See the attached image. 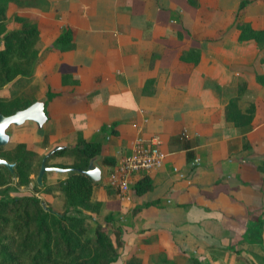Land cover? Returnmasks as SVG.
Wrapping results in <instances>:
<instances>
[{
	"label": "crops",
	"instance_id": "obj_1",
	"mask_svg": "<svg viewBox=\"0 0 264 264\" xmlns=\"http://www.w3.org/2000/svg\"><path fill=\"white\" fill-rule=\"evenodd\" d=\"M196 2L10 3L8 30L20 27V17L39 31L32 80L15 90L41 101L48 91L61 92L45 105L42 127L26 121L14 136L40 155L73 146L80 135L98 142L104 175L103 157L115 161V151L138 134L159 135L166 156L148 174L149 191L137 195L132 187L127 201L97 192L119 219L124 246L203 264H264V47L239 41L235 27L240 11L264 30V0ZM68 26L73 43L64 50L55 40ZM193 48L198 58L184 54ZM10 89L6 84L2 94ZM66 157L55 159L70 163ZM48 174L46 182H56ZM151 201L157 204L144 206Z\"/></svg>",
	"mask_w": 264,
	"mask_h": 264
},
{
	"label": "trees",
	"instance_id": "obj_2",
	"mask_svg": "<svg viewBox=\"0 0 264 264\" xmlns=\"http://www.w3.org/2000/svg\"><path fill=\"white\" fill-rule=\"evenodd\" d=\"M187 1L193 6L197 5L196 0ZM19 2L20 0H0V88L11 83L8 95L0 93V113L3 115H11L36 101L32 95L15 90L17 83L24 81L30 84L32 80L31 65L38 56L35 44L39 36L36 25L25 18L16 17L20 27L7 29L8 7L10 3ZM246 3L247 1H242L239 10ZM239 12L235 20L238 40L253 39L258 46L264 47V30L252 28L250 23L240 18ZM220 36L221 32H218L216 38ZM55 43L64 50L71 48L73 28L68 26L56 38ZM199 52V49L193 48L184 54L198 58ZM60 93L48 91L44 104ZM235 102L236 99H232L229 104ZM227 117L239 126L236 116L228 112ZM100 152L98 142L87 141L80 135L75 145L57 150L48 157L47 165L48 160L56 156H68L72 159L70 163L49 165L70 170L64 172L62 179L52 184H46L44 176L41 186V189L48 192L51 189L61 192L63 209L60 212L37 196L0 195V264H113L118 260L119 255L114 249L110 233L113 232L117 246L123 242L120 227L109 230L113 214L105 215L102 223L96 222L93 229L87 218L72 214L79 210L99 212L103 206L95 191L97 184L83 172L90 159L99 156ZM37 157L38 154L28 149L23 142L9 149L0 147V158L13 164V172L0 165V186L13 180L18 186H26L35 181L33 175H36L41 161ZM100 164L111 167L114 160L103 157ZM132 187L137 195H142L152 188L151 178L144 175ZM156 204L157 201H151L144 203V206ZM162 255L165 256L164 253ZM185 258L184 263L167 257L165 260L168 264H203L197 257L186 255ZM125 264L141 263L139 259L133 258Z\"/></svg>",
	"mask_w": 264,
	"mask_h": 264
},
{
	"label": "rangeland",
	"instance_id": "obj_3",
	"mask_svg": "<svg viewBox=\"0 0 264 264\" xmlns=\"http://www.w3.org/2000/svg\"><path fill=\"white\" fill-rule=\"evenodd\" d=\"M0 93H2V88H0ZM17 126L11 125L8 127V129L6 130V133L9 135V141L6 145L0 146L1 148H13L17 143H20L21 141H18L15 138V131L16 133H22L21 129L16 130ZM43 148V147H41ZM38 154V153H37ZM44 156V154L40 155L38 154L37 159L41 160V158ZM56 157H53L51 159L48 160V164L52 165V164H63L62 161H58L55 159ZM67 158H71V157H66ZM35 169V168H34ZM38 170L36 171L37 174ZM55 174H53L52 172H49L48 174V180L50 181L51 179L52 182H54V180L59 181L60 179H62L65 176V173H60V172H54ZM35 176V175H33ZM47 179L45 177V183L48 184ZM55 183V182H54ZM96 188L95 191H103L105 190V196L109 195L111 193H115V191L111 188H108L107 186L104 185V183L102 182V180L99 183H96ZM0 195H4L5 197H21V196H37L39 197L43 202L47 203L50 207H52L54 210L56 211H62V204H63V196L61 194V192H59L58 190L55 189H51L49 192L46 191V189H41V186H39L34 180L26 186H18L15 181H11L3 186H0ZM104 196V198H105ZM108 212L105 209V206L103 205L100 209L99 212H91V211H86V210H79L78 212H73L72 214L74 215H78V216H82L88 219L92 229L95 227L96 222H100L102 223L103 221V217L105 215H107ZM119 219L116 218V215L113 214V221L112 224L109 225V230H112L114 228H118L121 227L120 224H118ZM122 229V227H121ZM112 232V231H111ZM110 238L112 240V244L114 246L115 251L118 253L119 257L118 260L113 263V264H125L126 262H128L129 260H132L133 258H137L139 259L141 264H168V262L165 260V256L162 255V253H158V252H150V253H145V252H141V253H133L131 252L128 248H126L124 245V241L122 240L123 244L117 246L116 241H115V237L113 232L110 233ZM264 256V254H263ZM186 260L185 257L180 256V258L178 257L176 261L184 263Z\"/></svg>",
	"mask_w": 264,
	"mask_h": 264
},
{
	"label": "built area",
	"instance_id": "obj_4",
	"mask_svg": "<svg viewBox=\"0 0 264 264\" xmlns=\"http://www.w3.org/2000/svg\"><path fill=\"white\" fill-rule=\"evenodd\" d=\"M184 137L183 131L181 138ZM165 156L166 154L161 150L159 135L138 134L128 149L115 151L114 164L102 175L101 180L105 186L115 191L120 201H127L135 181L161 168ZM172 172L178 174L179 178L184 177L177 167H172Z\"/></svg>",
	"mask_w": 264,
	"mask_h": 264
},
{
	"label": "water",
	"instance_id": "obj_5",
	"mask_svg": "<svg viewBox=\"0 0 264 264\" xmlns=\"http://www.w3.org/2000/svg\"><path fill=\"white\" fill-rule=\"evenodd\" d=\"M45 104L44 101L36 100L24 109L17 110L11 115H3L0 113V146L6 145L9 141V135L6 130L9 126H19L26 121H32L38 128L42 127L46 121ZM64 146L56 145L49 150L41 159L40 167L35 175V182L39 185H43V178L47 172H67L68 168H59L55 166L47 165L48 157L57 150H62ZM98 156H94L90 159L84 174L87 175L94 183H99L102 177V169L96 163ZM0 165H4L10 172H13V164L8 163L5 159L0 158Z\"/></svg>",
	"mask_w": 264,
	"mask_h": 264
}]
</instances>
